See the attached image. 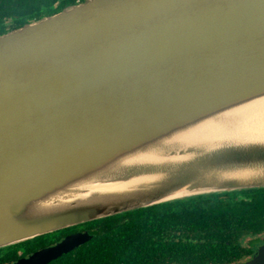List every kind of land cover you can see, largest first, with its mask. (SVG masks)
I'll list each match as a JSON object with an SVG mask.
<instances>
[{"label": "water", "instance_id": "water-1", "mask_svg": "<svg viewBox=\"0 0 264 264\" xmlns=\"http://www.w3.org/2000/svg\"><path fill=\"white\" fill-rule=\"evenodd\" d=\"M249 187H264V0H82L0 33V248ZM236 264H264V245Z\"/></svg>", "mask_w": 264, "mask_h": 264}, {"label": "trees", "instance_id": "trees-1", "mask_svg": "<svg viewBox=\"0 0 264 264\" xmlns=\"http://www.w3.org/2000/svg\"><path fill=\"white\" fill-rule=\"evenodd\" d=\"M78 1L82 0H0V33L56 13ZM242 193L249 199L234 204L222 203L225 193L198 195L56 230L1 247L0 264H7L54 244L81 228H87L92 237L47 264L230 262L232 257L223 248L226 241L231 244L235 237L228 231L232 233L236 229L239 234L252 235L264 232V188L247 189ZM221 208L227 211H220Z\"/></svg>", "mask_w": 264, "mask_h": 264}, {"label": "flooded vegetation", "instance_id": "flooded-vegetation-1", "mask_svg": "<svg viewBox=\"0 0 264 264\" xmlns=\"http://www.w3.org/2000/svg\"><path fill=\"white\" fill-rule=\"evenodd\" d=\"M252 188H264V187L239 188V189H233V190H228V191L212 192V193H206V194H200V195H210V194H214V193H225L226 195H225L224 199L222 200L223 201L222 203L224 205H225L224 202L234 204L235 202L239 203V202H242L246 199H249L245 194L242 193V191L247 190V189H252ZM227 193H230V194H227ZM195 196H198V195H195ZM190 197H192V196H190ZM220 211H227V209L221 208ZM80 224H82V223H80ZM77 225H79V224H77ZM85 230L88 231L87 228H81V229H78L74 232L85 231ZM74 232H71V233H74ZM228 232L233 237H235V239H237V240L234 239L231 244H229L230 243L229 241H226V246L223 248V250L226 251V253L228 254L229 257L230 256L232 257V261L224 262L223 264H229V263L230 264L231 263L236 264V263H242V262H245L247 260H250L257 255L259 247L264 245V232L256 234V235L245 234V233L239 234L236 232V229H234L232 233L230 231H228ZM229 253H231V254H229ZM160 264H180V263H177L175 261H165L164 263H160ZM208 264H217V263L209 262Z\"/></svg>", "mask_w": 264, "mask_h": 264}]
</instances>
